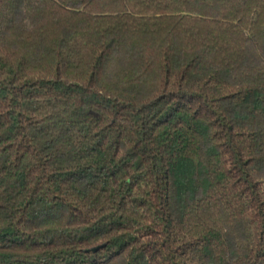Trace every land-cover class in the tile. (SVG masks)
<instances>
[{"label": "trees", "instance_id": "obj_1", "mask_svg": "<svg viewBox=\"0 0 264 264\" xmlns=\"http://www.w3.org/2000/svg\"><path fill=\"white\" fill-rule=\"evenodd\" d=\"M0 264H264V0H0Z\"/></svg>", "mask_w": 264, "mask_h": 264}]
</instances>
